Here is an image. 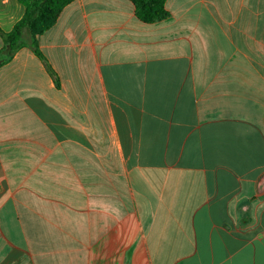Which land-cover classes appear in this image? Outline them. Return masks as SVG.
Masks as SVG:
<instances>
[{"label":"crops","instance_id":"1","mask_svg":"<svg viewBox=\"0 0 264 264\" xmlns=\"http://www.w3.org/2000/svg\"><path fill=\"white\" fill-rule=\"evenodd\" d=\"M165 7L75 0L0 67V264H264V0Z\"/></svg>","mask_w":264,"mask_h":264},{"label":"trees","instance_id":"2","mask_svg":"<svg viewBox=\"0 0 264 264\" xmlns=\"http://www.w3.org/2000/svg\"><path fill=\"white\" fill-rule=\"evenodd\" d=\"M24 7L25 12L22 19L13 27L9 33L0 30L4 46L0 50V67L9 62L15 53L27 42L23 33L27 31L30 35L28 43L36 55L45 61L38 47L37 38L50 30L56 23L60 13L75 0H18ZM136 10L137 17L145 23L160 22L168 17L165 7L166 0H130ZM49 73L54 76V71L47 64Z\"/></svg>","mask_w":264,"mask_h":264}]
</instances>
